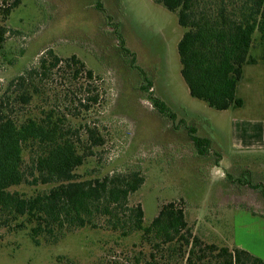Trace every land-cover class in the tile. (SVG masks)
Masks as SVG:
<instances>
[{
    "label": "rangeland",
    "instance_id": "obj_1",
    "mask_svg": "<svg viewBox=\"0 0 264 264\" xmlns=\"http://www.w3.org/2000/svg\"><path fill=\"white\" fill-rule=\"evenodd\" d=\"M5 24L0 99L10 113L41 116L54 109L84 141L85 125L95 127L104 141L77 168L82 178L138 171L144 181L128 202L141 204L144 224L162 204L176 201L202 240L236 245L264 260V191L251 186L264 185V139L257 141L264 137L258 32L249 49L256 62L243 66L236 87L242 106L217 110L190 95L177 51L183 28L174 11L153 0H20ZM48 51L62 61L46 78L35 75L25 82L38 90L28 103L13 102L25 85L10 86V81L28 77L40 58H49ZM71 56L84 64L75 80L64 66ZM140 69L152 82L150 90L175 113L174 120L150 103ZM87 87L98 94L96 102L86 100ZM181 119L209 138L213 152L196 153ZM216 153L220 159L213 166ZM48 186L21 183L10 190L30 195ZM12 228L0 224V264H58L60 256L72 264H134L132 243L138 235L121 239L104 228L84 227L36 246L26 231Z\"/></svg>",
    "mask_w": 264,
    "mask_h": 264
},
{
    "label": "trees",
    "instance_id": "obj_2",
    "mask_svg": "<svg viewBox=\"0 0 264 264\" xmlns=\"http://www.w3.org/2000/svg\"><path fill=\"white\" fill-rule=\"evenodd\" d=\"M153 1L174 11L183 28L177 51L190 95L217 110L241 107L243 100L236 87L243 66L256 62L249 54L254 32L259 34L264 63V0ZM19 3L0 0V47L9 32L5 21ZM47 54L49 58H40L38 68L30 69L28 77L19 75L10 81V86L25 85L13 102L28 103L38 90L25 82L35 75L46 78L62 61L50 51ZM64 66L71 69L73 80L84 68L76 56L66 59ZM139 73L150 103L162 116L174 120L175 113L150 90L152 82L144 71ZM85 75L91 78L92 71L87 69ZM88 90L92 92V88ZM97 98L98 94L90 93L86 100L90 104ZM11 110L0 99V224L26 231L34 245L56 243L84 227L104 228L121 239L138 235V241L132 243L134 264H264L262 258L239 246L202 240L186 221L179 202L162 204L156 216L144 224L141 204L129 206L128 202L144 181L138 171L82 178L77 168L91 156L92 147L104 141L95 127L85 125L84 141L64 113L48 109L41 116L21 117ZM180 123L197 154L213 152L209 138L198 136L195 126L183 119ZM219 156L216 153L213 166L218 165ZM235 180L240 181L238 177ZM21 183L49 186L30 195L10 190ZM251 186L264 191L260 182ZM100 218L105 221H98ZM58 258V264H72L65 256Z\"/></svg>",
    "mask_w": 264,
    "mask_h": 264
},
{
    "label": "crops",
    "instance_id": "obj_3",
    "mask_svg": "<svg viewBox=\"0 0 264 264\" xmlns=\"http://www.w3.org/2000/svg\"><path fill=\"white\" fill-rule=\"evenodd\" d=\"M260 139H264V137H262V138H261V137H258V138H257V141H259Z\"/></svg>",
    "mask_w": 264,
    "mask_h": 264
}]
</instances>
